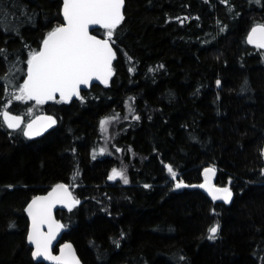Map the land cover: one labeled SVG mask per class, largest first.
I'll list each match as a JSON object with an SVG mask.
<instances>
[{
	"label": "trees",
	"instance_id": "16d2710c",
	"mask_svg": "<svg viewBox=\"0 0 264 264\" xmlns=\"http://www.w3.org/2000/svg\"><path fill=\"white\" fill-rule=\"evenodd\" d=\"M61 10L62 0H0V48L24 61L14 83L25 78V45L40 47ZM256 24L264 0H126L110 86L29 117L34 103L9 105L15 88L0 81V264H42L27 244L25 208L57 183L80 203L57 211L66 233L56 251L71 244L82 264H264V52L247 43ZM5 110L58 124L28 140L6 127ZM114 114L112 155L93 160L99 122ZM114 167L126 168L129 184L108 180ZM207 167L217 187L231 189L230 204L198 187ZM177 180L189 187L177 190Z\"/></svg>",
	"mask_w": 264,
	"mask_h": 264
},
{
	"label": "snow or ice",
	"instance_id": "6c2138e0",
	"mask_svg": "<svg viewBox=\"0 0 264 264\" xmlns=\"http://www.w3.org/2000/svg\"><path fill=\"white\" fill-rule=\"evenodd\" d=\"M221 2L227 4L228 0H221ZM124 6L125 0H62V22L47 31L37 49L25 45L29 51L22 83L14 82L18 80L17 73L23 71L17 65L24 61L18 53L13 58L7 47L0 48V63L5 66V72L3 76H0V81L15 88V92L7 103L10 105L12 100L25 103L34 101L36 105H44L49 101H57V98L60 102L71 101L73 97H80L83 100L81 86L90 85L93 80L107 85L114 74L113 61L117 53L113 48V37L118 26L125 19ZM181 23H183L182 20ZM93 25L105 29V39L90 33L89 28ZM223 30L222 28L221 31ZM10 31L11 29L5 27V34ZM16 34H21L19 28L16 29ZM247 43L254 45L257 49H264V24H256L251 28L247 35ZM133 70L129 69V71ZM216 84L220 85L221 81L217 80ZM244 84H247L246 80ZM129 107L131 108V105ZM28 111L31 112V108ZM2 116L3 123L8 129H19L29 138L40 135L56 124L54 116L45 115L36 117L29 121L26 127L21 128L24 122L22 116L13 115L8 110L3 111ZM117 119H119L118 114L103 117L99 122L101 130L107 131L108 125ZM134 119L139 120L140 117L137 115ZM104 151L105 149L100 150L101 153ZM261 152L264 154V148ZM96 158L95 150H93L92 159ZM166 167L173 180H176L177 173L173 166L168 164ZM214 173V167L205 168V182L198 187L207 189L213 200L230 202L233 195L230 188H220L210 183L209 178ZM76 175H79L78 171L73 178ZM117 178H120L124 184L130 182L124 169L114 167L108 175V180L115 181ZM144 186L151 187L148 184ZM181 187H189V185L182 180H177L175 188ZM79 203L80 200L73 196L68 184L57 183L46 195L34 196L27 204L25 211L31 218L27 240L34 246L31 251L34 259L44 258L54 264H80L71 244H64L59 255L52 253V242L64 227L55 219L53 209L59 204L71 210ZM45 225L47 231H44ZM10 226L14 227V225ZM218 230V223L209 227L207 238L216 239Z\"/></svg>",
	"mask_w": 264,
	"mask_h": 264
},
{
	"label": "water",
	"instance_id": "95a60500",
	"mask_svg": "<svg viewBox=\"0 0 264 264\" xmlns=\"http://www.w3.org/2000/svg\"><path fill=\"white\" fill-rule=\"evenodd\" d=\"M125 9H126V0H125V6H124V9H123V11H124V15H125ZM61 17H62V10H61ZM122 24V23H121ZM118 27H120V25L118 26ZM104 31L105 29H103L101 26H98V25H93V26H90V28H89V31H90V33L91 34H93V35H96V34H94L96 31ZM97 36V35H96ZM98 38H101V39H105V38H102V37H99V36H97ZM251 47H254V48H256L254 45H252V44H249ZM113 48H114V45H113ZM114 50H115V48H114ZM261 51H263L264 52V49H260ZM116 60H117V55H116V59H114V61H113V68H114V66H115V63H116ZM113 78H114V76H112L111 77V79H110V81H109V83L107 84V85H105L104 83H102L101 81H98V80H93L91 83H90V85H86V86H81V96L83 95V94H85V93H88V92H90L91 90H92V88H94V87H96V86H98V87H108V86H110L111 85V83H112V81H113ZM80 99V97H73L72 98V100L71 101H67V102H63V103H67V104H70V103H73V102H75V101H77V100H79ZM57 100H58V98H57ZM30 102H32V103H35L34 101H30ZM50 102H54V101H49L48 103H50ZM47 104V103H46ZM11 113V112H10ZM13 114V113H12ZM13 115H15V114H13ZM45 115H49V114H42V115H39V116H45ZM21 116V115H20ZM52 116V115H51ZM23 117V116H22ZM38 117V116H37ZM24 118V117H23ZM36 118V117H35ZM34 118V119H35ZM2 119H3V116H2ZM33 120V119H32ZM57 124H58V122H57V119H56V124L55 125H53L51 128H49V129H47L46 131H44V132H42L40 135H38V136H35V137H31V138H29V137H26L25 136V138L26 139H28V140H35V139H37V138H40V137H42V136H44L45 134H47L49 131H51V130H53V129H55L56 127H57ZM6 125V124H5ZM26 125H27V123L25 124V119H24V122H23V124L21 125V128H24V127H26ZM7 127V126H6ZM10 131H12V132H16V131H19V129H17V130H13V129H9ZM215 178H216V173H214V175H212L209 179H210V183L211 184H213V185H215ZM204 182H205V176H204ZM216 186V185H215ZM217 187V186H216ZM69 189H70V187H69ZM201 190L212 200V201H214L215 203H225V204H230L231 203V201H232V199H231V201L230 202H225V201H223V200H213L212 199V196H211V194L207 191V189H205V188H201ZM70 191L72 192V190L70 189ZM72 194H73V192H72ZM46 195V194H45ZM40 196H43V195H40ZM74 196V195H73ZM59 210H61V211H64V210H68V208L66 207V206H64V205H56V207L53 209V215H54V217H55V219L56 220H58V218H57V216H56V213H57V211H59ZM27 213V212H26ZM27 218H28V220H29V229H30V226H31V218L27 215ZM58 221H60V220H58ZM61 222V221H60ZM62 223V222H61ZM63 224V223H62ZM64 225V224H63ZM29 231V230H28ZM44 231H47V226L45 225L44 226ZM65 233H66V226L64 225V227L60 230V232L57 234V236H56V239L52 242V253H53V255H59L60 254V251H61V248H59V250L58 251H56V249H57V247L62 243V240H63V238H64V235H65ZM27 244H28V246H29V248L31 249V250H33V248H34V246L32 245V244H30L29 242H28V240H27ZM73 250H74V248H73ZM75 251V250H74ZM75 254H76V252H75ZM76 256H77V254H76ZM78 257V256H77ZM33 258V257H32ZM79 259V258H78ZM33 260L36 262V263H42V264H54V262H52V261H49V260H45L44 258H40L39 260H37V259H34L33 258ZM80 260V259H79ZM80 264H82V262L80 261Z\"/></svg>",
	"mask_w": 264,
	"mask_h": 264
},
{
	"label": "rangeland",
	"instance_id": "374dc122",
	"mask_svg": "<svg viewBox=\"0 0 264 264\" xmlns=\"http://www.w3.org/2000/svg\"><path fill=\"white\" fill-rule=\"evenodd\" d=\"M21 102V101H19ZM30 102V101H29ZM25 103V102H22ZM31 108V112H27V115L30 117L31 115L33 116V114L37 111H39L41 109V105H36L35 103L30 107ZM25 117V115L23 116ZM117 123L119 124V122L117 120L112 121L108 127H107V131H103L104 133V138L102 141V144L95 150L96 156H106V155H112L111 151L108 147V144L112 141L113 135L115 134V125L117 127ZM101 149H105V151L103 153L100 152ZM124 170H126V168L124 167ZM126 172V171H125ZM127 173V172H126ZM127 175V174H126ZM122 182V180L120 178H117V180L113 181V182ZM123 183V182H122ZM129 184V183H128ZM177 190H179L180 188H176Z\"/></svg>",
	"mask_w": 264,
	"mask_h": 264
}]
</instances>
